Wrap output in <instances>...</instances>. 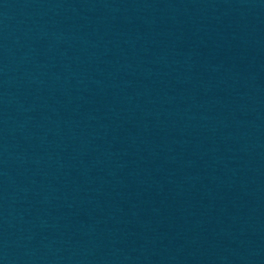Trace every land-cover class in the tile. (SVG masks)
I'll use <instances>...</instances> for the list:
<instances>
[{"label":"water","instance_id":"95a60500","mask_svg":"<svg viewBox=\"0 0 264 264\" xmlns=\"http://www.w3.org/2000/svg\"><path fill=\"white\" fill-rule=\"evenodd\" d=\"M0 264H264V0H0Z\"/></svg>","mask_w":264,"mask_h":264}]
</instances>
